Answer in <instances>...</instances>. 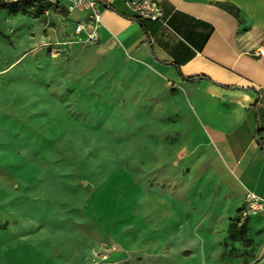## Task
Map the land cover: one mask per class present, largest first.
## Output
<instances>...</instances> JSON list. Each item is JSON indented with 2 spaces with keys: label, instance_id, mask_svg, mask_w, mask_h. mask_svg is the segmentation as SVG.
<instances>
[{
  "label": "crops",
  "instance_id": "obj_1",
  "mask_svg": "<svg viewBox=\"0 0 264 264\" xmlns=\"http://www.w3.org/2000/svg\"><path fill=\"white\" fill-rule=\"evenodd\" d=\"M132 1L98 0L94 44L82 9L32 27L28 45L94 46L104 71L118 57L115 103L121 119L135 104L134 128L80 188L78 160L70 180L47 177L46 117L0 104V264H264V212L238 224L245 244L229 238L245 193L264 198V0H153L160 19L141 24Z\"/></svg>",
  "mask_w": 264,
  "mask_h": 264
},
{
  "label": "rangeland",
  "instance_id": "obj_2",
  "mask_svg": "<svg viewBox=\"0 0 264 264\" xmlns=\"http://www.w3.org/2000/svg\"><path fill=\"white\" fill-rule=\"evenodd\" d=\"M46 1L54 7L37 18L13 16L0 10V104L31 114V118L39 114L46 117V149L41 147L40 154L48 164L47 177L70 180L75 171L70 168V161L78 160L81 188L87 179L100 181L106 170L103 160L109 156L115 158L117 152L114 151L118 149L121 136L134 128L130 117L135 104H122L121 119L119 104L115 103L118 88L113 86L118 57L108 61L104 71L106 57L94 46L45 48L41 43L28 45L25 42L28 37L37 36L32 27L38 24L53 27L52 17L60 8L52 0ZM22 17L31 23L26 29L22 28ZM110 65L115 71H109ZM75 132L77 137H74ZM23 142L30 148L35 144L27 138ZM71 144L78 145L79 151H70ZM32 152L35 155L38 150ZM88 162L99 165L91 169L87 167ZM110 247L113 246H99L95 252L96 263H103L99 258Z\"/></svg>",
  "mask_w": 264,
  "mask_h": 264
},
{
  "label": "built area",
  "instance_id": "obj_3",
  "mask_svg": "<svg viewBox=\"0 0 264 264\" xmlns=\"http://www.w3.org/2000/svg\"><path fill=\"white\" fill-rule=\"evenodd\" d=\"M55 5L63 6L68 12L75 9H82L87 13L88 24L92 31L86 35L83 43L94 44L97 42L95 27L100 22L101 9L98 0H52ZM130 8L134 11L136 17L141 20L158 21L161 16L160 6L153 0H135L130 3ZM85 31V25H77L75 33L80 34ZM68 44H71L70 42ZM255 56L264 58V44L258 47L254 52ZM264 212V198L250 191L245 193L243 204L236 215L238 224H242L247 218ZM115 249L110 247L101 256L100 260L108 261L109 255Z\"/></svg>",
  "mask_w": 264,
  "mask_h": 264
},
{
  "label": "trees",
  "instance_id": "obj_4",
  "mask_svg": "<svg viewBox=\"0 0 264 264\" xmlns=\"http://www.w3.org/2000/svg\"><path fill=\"white\" fill-rule=\"evenodd\" d=\"M58 7V5H55ZM54 6L52 3L47 2L46 0H0V10L6 11L8 14L16 15H25L28 17L37 18L42 15L45 10L52 9ZM125 18H128L124 16ZM130 20H133L141 24V19L138 17H129ZM185 81H191L192 79L183 78ZM245 235L246 231L243 227L238 228L237 219H233L229 226V238L232 241L239 240L245 244Z\"/></svg>",
  "mask_w": 264,
  "mask_h": 264
}]
</instances>
